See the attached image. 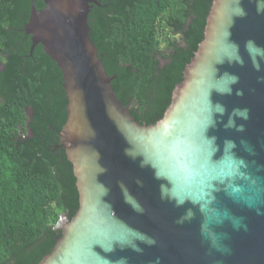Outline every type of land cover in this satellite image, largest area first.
<instances>
[{
	"label": "water",
	"instance_id": "1",
	"mask_svg": "<svg viewBox=\"0 0 264 264\" xmlns=\"http://www.w3.org/2000/svg\"><path fill=\"white\" fill-rule=\"evenodd\" d=\"M41 1L24 31L29 55L40 44L62 73L58 135L79 207L38 264H264V0H212L203 40L149 125L116 97L90 39L100 3Z\"/></svg>",
	"mask_w": 264,
	"mask_h": 264
},
{
	"label": "trees",
	"instance_id": "2",
	"mask_svg": "<svg viewBox=\"0 0 264 264\" xmlns=\"http://www.w3.org/2000/svg\"><path fill=\"white\" fill-rule=\"evenodd\" d=\"M97 1L89 36L116 76V97L136 121L154 124L203 40L212 0ZM30 7L0 0V264H38L61 237V216L79 207L58 135L68 102L62 73L40 44L29 55Z\"/></svg>",
	"mask_w": 264,
	"mask_h": 264
},
{
	"label": "clouds",
	"instance_id": "3",
	"mask_svg": "<svg viewBox=\"0 0 264 264\" xmlns=\"http://www.w3.org/2000/svg\"><path fill=\"white\" fill-rule=\"evenodd\" d=\"M237 113H238L239 115H241V116H244V117L246 118V110H237ZM240 130H242V126H241ZM240 226H241V225H240L239 222H237V223L234 224V227L239 228ZM212 242H213V245L216 244V239H215L214 237L212 238Z\"/></svg>",
	"mask_w": 264,
	"mask_h": 264
}]
</instances>
